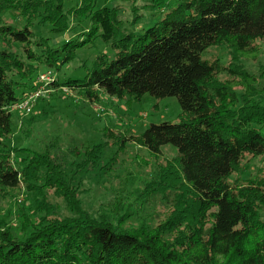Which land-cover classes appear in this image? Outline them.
Segmentation results:
<instances>
[{
	"label": "trees",
	"instance_id": "trees-1",
	"mask_svg": "<svg viewBox=\"0 0 264 264\" xmlns=\"http://www.w3.org/2000/svg\"><path fill=\"white\" fill-rule=\"evenodd\" d=\"M150 3L143 9L165 15L138 35L123 29L117 7H98V0H0V195L22 185L33 193L68 188L56 160L10 146L11 107L38 89L41 67L59 71L98 39L116 57L100 55L83 80L55 79L52 92L65 88L90 103L103 93L136 101L146 94L175 97L182 110L178 123L151 124L138 138L155 157L167 145L178 151L175 165L161 167L144 191L172 208L166 221L125 229L122 218L115 225L76 207L78 216L41 217L22 238L1 231L0 264H264V177L234 178L247 156H264V71L252 73L241 59L231 67L204 59L222 44L236 57L254 53L264 42V0ZM8 13L22 26L5 21ZM72 19L89 23L88 31L59 48L35 33L37 27L67 33ZM142 19L137 8L130 24ZM89 151L92 160L102 149ZM26 215L29 223L33 217Z\"/></svg>",
	"mask_w": 264,
	"mask_h": 264
},
{
	"label": "rangeland",
	"instance_id": "rangeland-1",
	"mask_svg": "<svg viewBox=\"0 0 264 264\" xmlns=\"http://www.w3.org/2000/svg\"><path fill=\"white\" fill-rule=\"evenodd\" d=\"M149 4L150 0H110L107 4L105 0H98V7H117L123 29L138 35L149 28L150 21L165 15L160 10L143 9ZM137 8L144 19L131 25ZM6 20L17 27L23 24L22 19L12 13L6 15ZM71 23L67 33L55 34L39 27L35 33L50 39L52 47L59 48L65 41L84 36L83 33L88 31L87 22L72 19ZM3 48L0 42V49ZM255 48L254 53L243 58L239 53L236 57L229 45L222 44L209 49L204 59L223 67H231L241 59L243 66L258 74L264 71V42H257ZM18 51L21 53L22 49L18 47ZM104 53L111 59L116 57V51L98 39L78 49L75 58L59 71L41 67L39 74L51 71L60 82L83 80L87 69L92 68L95 60ZM227 78L224 74L221 80ZM12 113L14 133L10 146L26 148L27 154L56 160L54 162L64 170L68 188L60 190L51 186L33 193L22 185L4 192L0 195V232L10 228L16 237L22 238L24 233L31 232L30 226L41 217L74 218L78 211L91 218L104 217L115 225L122 218L125 229H137L142 222L156 226L166 221L172 208L165 204L160 194L152 196L149 195L151 192L144 191L161 167L169 163L175 165L178 151L167 145L162 148V154L155 157L140 145L138 138L151 124L180 121L182 110L177 98L156 99L146 94L141 101L120 100L103 93L100 101L90 103L82 94L60 88L38 99L31 112ZM94 146H100L102 151L99 159L89 160V150ZM27 154L14 158H23ZM242 173L234 178L246 181L257 175L264 177V156H247ZM76 207L80 210L74 211ZM26 214L33 217L29 223L23 222Z\"/></svg>",
	"mask_w": 264,
	"mask_h": 264
},
{
	"label": "built area",
	"instance_id": "built-area-1",
	"mask_svg": "<svg viewBox=\"0 0 264 264\" xmlns=\"http://www.w3.org/2000/svg\"><path fill=\"white\" fill-rule=\"evenodd\" d=\"M55 76L51 71L40 73L38 75L35 86H38V89L34 92L30 93L27 97H25L21 102L11 107V112L13 111H22L27 110L31 112L35 102L41 97L50 94L52 90L49 88V85L55 81ZM46 94V95H45Z\"/></svg>",
	"mask_w": 264,
	"mask_h": 264
}]
</instances>
